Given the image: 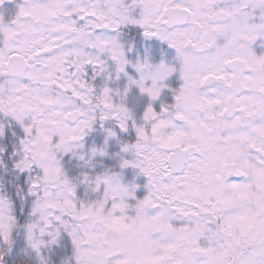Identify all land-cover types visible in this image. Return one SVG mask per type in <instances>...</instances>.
<instances>
[{"label": "snow or ice", "instance_id": "1", "mask_svg": "<svg viewBox=\"0 0 264 264\" xmlns=\"http://www.w3.org/2000/svg\"><path fill=\"white\" fill-rule=\"evenodd\" d=\"M129 25L175 49L178 64L159 63L160 80L179 71L183 81L175 102L159 112L149 104L141 123L117 99L132 85L159 97L163 83L155 91L143 86L152 63L133 65L139 78L129 76L123 91L107 83L98 90L88 71L94 79L110 59L117 74L125 72L130 61L120 37ZM258 37L264 0H23L10 19L0 14V139L18 126L10 167L0 145V168L13 172L15 189V199L0 191V264L17 210L34 218L23 227L27 241L40 238L30 245L39 264H47L39 255L43 237L55 242L61 230L71 237L74 264L82 261L76 253L87 257L83 264H264V54L252 49ZM98 122L109 137L134 129V141L122 145L133 159L121 157L120 167L148 178L134 214L117 213L107 226L103 213L120 207L108 196V180L85 175L79 183L95 195L81 198L61 165ZM17 173L27 174L21 184ZM232 175L247 179L229 183ZM98 196L105 197L100 209ZM137 220L144 232L134 245L115 238L112 225L126 233Z\"/></svg>", "mask_w": 264, "mask_h": 264}, {"label": "rangeland", "instance_id": "2", "mask_svg": "<svg viewBox=\"0 0 264 264\" xmlns=\"http://www.w3.org/2000/svg\"><path fill=\"white\" fill-rule=\"evenodd\" d=\"M15 0H8L9 4H12ZM1 6V5H0ZM139 9V8H137ZM135 9V10H137ZM137 17L139 16V14H134ZM130 27H136L141 29L142 31V39L144 41V45L148 46L149 41L152 42H159L160 44H164L166 45L167 48H169L173 55H175V61L178 62L177 58H176V53H175V49H172L169 47V45L167 44L166 41H162L159 40L156 37H145L143 35V29L140 28L137 25H129ZM159 53V54H158ZM158 53L155 54V57L157 55L161 56V50H158ZM147 55H142L139 54L138 57H136L135 59L129 60L130 63L126 66L125 68V72L119 73L117 74L116 72V65L115 62L111 61L110 59L106 60V64H105V70L103 73H101V75L97 76L98 77V81H96V77L94 79H91V72L92 69L89 68V79L90 82L92 83L93 87L97 88L98 90L100 88H102L105 83H107V86L113 89H119L121 91H123L124 88L129 86V76L133 77L134 79H138L139 78V73L136 72L135 68L133 67V65H135L137 62H143L145 60H148L150 63V59L149 57L147 58ZM161 58V57H160ZM132 70V71H130ZM127 73V74H125ZM175 72H173L166 80L173 78ZM111 76V79H108V77ZM165 80V81H166ZM163 81V82H165ZM146 83L150 84V81H147ZM161 94H162V90L160 91V95L157 99H161ZM144 97H147L152 103L153 100H151V98L146 94V93H141L139 88L135 85H132L128 91L127 97L126 99L129 102V99L132 101V105L129 108L133 117L135 113V116H138V114L134 111V106H136L138 109H142V105L143 102H145V105L147 103V100L144 99ZM156 99V100H157ZM166 101H169V103H174L175 99L172 98V96H168L165 97ZM170 104V105H171ZM155 109V108H154ZM135 118V117H134ZM106 125H104L103 127L101 126V123H96L93 125V127L89 130H87V134L83 137V140L80 142V144L82 145V147H78L75 149V154H73L72 152L69 153H65L61 156V165L62 168L65 172V174L69 177V179L73 180L74 182L76 181H82L83 177L85 175H92V173H90L93 170L94 166H98L97 161L101 160L105 157L108 156L109 152H108V146L107 144L102 145V147L99 148H94L95 150H97L96 154L93 155V149L92 146H88L89 142H92L94 135L96 136H101L103 137L106 133L105 131ZM91 136V137H90ZM97 145V144H96ZM103 150V155L100 154L99 150ZM122 152V150H121ZM123 155H121L124 159H133V153L132 152H128V153H124L122 152ZM83 156V159H81L80 157ZM121 156L119 157V164L121 165ZM117 155L113 156V158H116ZM117 160V159H115ZM134 169L137 170L136 173V183L134 182V178H132V180L127 183H125L124 181H122L120 178V183L122 185L125 186H129L130 188H134V198H129L128 199V203L129 205H135V203L138 200H142L148 193V188L146 187V185L148 184V178L147 176H145L142 172H140L139 169H135L132 168L131 166L126 167V168H121V171H125L127 169ZM91 170V171H90ZM109 172H111V170H109ZM89 186L84 184V183H78V187H77V195L81 198H83L85 196V194L88 192ZM131 202H133L131 204ZM131 211V210H130ZM150 214H154V210H149ZM131 214H134V212H132ZM31 219H34L33 217H31ZM63 238V241H62ZM43 239L46 241L45 245L41 247L40 249V256H43L45 258V253L47 249L50 250H54L56 248H61V250L64 252V264L67 261L68 264H74V257H73V245L71 242V237L68 235L67 232L61 230L60 231V235L57 237V239L55 240V242H51V243H47L48 241H50V237L48 236H44ZM62 241V242H61ZM28 253L32 255L33 259L35 260L36 264H39V257L37 255V253L29 246L28 244ZM68 258H72L71 260H69ZM5 260V259H4ZM46 260V258H45ZM47 262V261H46Z\"/></svg>", "mask_w": 264, "mask_h": 264}, {"label": "trees", "instance_id": "3", "mask_svg": "<svg viewBox=\"0 0 264 264\" xmlns=\"http://www.w3.org/2000/svg\"><path fill=\"white\" fill-rule=\"evenodd\" d=\"M128 29L124 32V37L129 38ZM138 42L141 41V38H137ZM143 47V46H141ZM155 50V49H153ZM151 57L153 59V53H151ZM96 80V79H95ZM126 106L131 107L132 101L126 99ZM136 121L138 119L136 118ZM107 127V125H106ZM18 126L13 125L12 129L9 130L7 127L5 129V136L0 139V145L5 146L4 158L9 160V167L11 158L8 156V153L12 150V132L16 131ZM117 135L115 137H109L107 133L103 137L98 138V145L96 147H102L103 144L107 143L109 149V156L105 159L98 160V166H94L93 170L90 172L93 174L101 173L105 170H111V173H119V177L123 180L132 179L136 177L135 170L127 169L125 171L120 170V160L119 157L122 154V145L124 143H130L134 141L135 131L134 129L130 128L128 132H121L119 129H116ZM117 155L116 158L113 156ZM122 157V156H121ZM117 159V160H115ZM13 172H6L4 169L0 168V176L3 177V185L0 187V191H3L12 196L15 199V189L13 187ZM19 178L15 180L16 184H21L26 180L27 174L26 173H17L15 174ZM16 215L18 216V225L12 232L13 243L10 249L4 254V259L6 264H36L35 260L33 259L32 255L28 253V241L26 238V229L23 227L31 217L27 212H19L17 210ZM63 241V238H62ZM61 241V242H62ZM47 264H64V252L61 248H56L54 250L47 249L46 253L44 254Z\"/></svg>", "mask_w": 264, "mask_h": 264}, {"label": "clouds", "instance_id": "4", "mask_svg": "<svg viewBox=\"0 0 264 264\" xmlns=\"http://www.w3.org/2000/svg\"><path fill=\"white\" fill-rule=\"evenodd\" d=\"M189 63L191 64L193 63V61H189ZM143 74L146 77V80L143 82V86L145 88H152V90L155 91L163 83V81L160 80L162 71L159 68L158 64H155V65L151 64L149 67H146L145 69H143ZM152 80L156 81L155 85H153L151 82L150 84L146 83L147 81H152ZM125 102H126V99H124L123 97H119L117 99L118 104H123ZM99 151L101 153L103 150L101 149ZM96 152L97 150H95V153H93V155H95ZM97 176H99L101 180H104V179L108 180V184L106 185L108 196H115L116 197L115 203L120 205V207L115 210L109 209L103 213L105 225L107 226L109 224H112L113 218L117 213L121 216L132 215L131 213L134 212V209L131 205H129L128 199H129V195L134 191V188H130L129 186L122 185L120 183L119 177L114 173L110 174L107 170L101 173L89 175L87 179L89 182H92ZM74 183H79V181H76ZM88 191H89V195H95V193L92 192L91 189H89ZM104 200H105V197L98 196L93 202L94 206L98 209L103 208ZM118 228H119V225H112V231L115 235V238L118 241L130 242L133 245L135 244L136 239L142 236L144 232V229L142 228L138 220L126 233L123 231H118L117 230ZM39 241H40V238L37 236H34L33 239L28 240V244L30 246L31 244L39 243ZM47 243H51V241H48ZM136 251L137 249L135 247L131 248V252L133 253V255H135ZM76 255H79L82 257L81 264H83V261L87 259V257L82 253H76Z\"/></svg>", "mask_w": 264, "mask_h": 264}, {"label": "flooded vegetation", "instance_id": "5", "mask_svg": "<svg viewBox=\"0 0 264 264\" xmlns=\"http://www.w3.org/2000/svg\"><path fill=\"white\" fill-rule=\"evenodd\" d=\"M11 10L12 11H9V13H10V16L13 17L17 11H14L13 8H11ZM254 22H258V18ZM252 49L256 54L257 53L264 54V37H258L255 44L254 45L252 44ZM178 81L180 82V85H182L183 81L181 79H179ZM243 179L244 181H246L247 178L243 177Z\"/></svg>", "mask_w": 264, "mask_h": 264}]
</instances>
